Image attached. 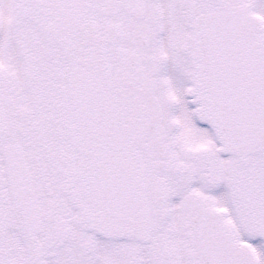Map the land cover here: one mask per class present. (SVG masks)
I'll list each match as a JSON object with an SVG mask.
<instances>
[{
  "label": "snow or ice",
  "instance_id": "1",
  "mask_svg": "<svg viewBox=\"0 0 264 264\" xmlns=\"http://www.w3.org/2000/svg\"><path fill=\"white\" fill-rule=\"evenodd\" d=\"M0 264H264V0H0Z\"/></svg>",
  "mask_w": 264,
  "mask_h": 264
}]
</instances>
